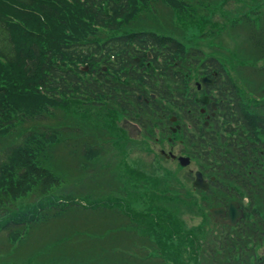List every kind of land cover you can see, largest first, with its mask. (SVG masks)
Instances as JSON below:
<instances>
[{"label": "trees", "instance_id": "1", "mask_svg": "<svg viewBox=\"0 0 264 264\" xmlns=\"http://www.w3.org/2000/svg\"><path fill=\"white\" fill-rule=\"evenodd\" d=\"M234 35L239 43L229 47ZM201 76L215 80L205 89L219 113L210 127L193 115L194 135L185 124L181 132L210 189H154L162 207L121 214L131 226L144 220L156 242L143 230L127 239L154 248L162 264H186V252L195 264H264V0H0V264H32L22 255L40 214H67L85 197L68 187L86 186L101 152L90 139L101 135L94 114L141 128L142 112L181 123L195 98L190 84ZM235 201L245 206L239 225L214 224L210 210ZM92 202L96 210L108 201ZM181 203L212 224L211 238L199 239L202 227L182 229ZM86 236L79 230L75 238ZM131 257L125 264L136 262Z\"/></svg>", "mask_w": 264, "mask_h": 264}, {"label": "rangeland", "instance_id": "2", "mask_svg": "<svg viewBox=\"0 0 264 264\" xmlns=\"http://www.w3.org/2000/svg\"><path fill=\"white\" fill-rule=\"evenodd\" d=\"M228 8L229 10L232 9V11H235L236 4L233 3L228 6ZM223 19L224 18L221 16L217 17V20L220 22H222ZM231 39L232 41L227 39L230 42L229 47H234L235 44L239 43V35H234ZM258 68H261V66H258ZM258 68H252L251 70L256 72ZM202 77L203 76L197 77L190 84L192 88L189 87V91L192 95L194 94L193 96L195 98L199 97L195 91L197 82H199ZM187 112L188 116L186 118L191 120L190 117L194 115V112H190L189 109ZM152 114V111L149 113L142 112L143 131H140V128L135 125V122L123 116H121L118 122L113 124L109 119L107 123L102 121L101 119H103V116L101 112L93 115L92 121H94V128H99L98 131L101 135L96 139L93 137L90 139L101 152L97 160L90 164L92 171L88 172L89 181L85 184L86 186L80 187L81 184H73L74 186L68 188L73 191L74 188L78 189L79 192L81 191L85 194V197H87H79V200H77L79 205L76 208H79V210L76 209L75 213L77 223L80 227L85 228L86 224L91 225L95 220L97 223H100V226L106 216L109 217V213H116L115 215L112 214L113 216L111 217L113 219L111 218V223L107 224L108 228H106V231L109 234L120 233L119 235L122 237L116 239H113L111 236L107 237L86 258L85 255H83L82 259L78 257V262L75 264H125V261L130 258V256H134V258L137 259L136 257H138L137 255L139 254L141 258L142 255L145 259L149 258L150 260H148V262L150 263L156 264V262H158V264H162L160 260H155V258L160 256L153 248L146 246L143 251H141L142 244L138 242L134 245L132 244V246H127L128 241L134 240H132L133 237L127 239L129 234L135 235L137 237L136 239L139 240V238L142 237V230L149 235L150 233H154L152 228L145 230L142 226L144 220L140 221L137 218V223L133 222L137 224L138 227L131 226L130 222L128 225H122L120 227V224H118L120 221L119 219L114 222V220H116V215L120 218L122 217L121 220H123L124 216H122V214L132 217V215L135 216L136 213L144 214L148 212L150 207H162L163 205L161 206V202H164L165 199L154 196L151 193L155 191L154 189H159V191L164 192L166 190H172L176 195L183 194L181 193V189H183L182 192L185 191V193L193 189L195 176L189 173V169L193 171L198 170V164L194 162L190 168H183L180 166L178 160H173L169 157L171 155L170 153L179 157L180 155L186 154V152H195L192 148L193 146H190L192 145L191 140L183 135V133H172L173 130L171 127L173 125H170L166 118L157 119L155 122H152V117L155 116ZM135 115L136 114H132V116ZM147 120L150 121L149 125ZM162 151L167 153L166 156L168 158L162 154ZM70 163H73V161L71 160ZM96 186L100 187L98 188ZM111 188L117 190L113 193L110 190ZM99 194L103 195L99 196ZM113 198L123 199L122 201H125L128 206L115 202ZM92 199L95 201L104 200L110 203L107 202L100 205L101 207L95 211L86 205L92 204ZM28 201L29 203L32 202L31 200ZM246 203H249V200H247ZM183 204L184 203H181V210L175 215L180 218L182 229L188 231L189 229L202 227V229L199 230V239L207 238L208 236L211 238V231L213 229L212 224L205 223L204 218L198 212L196 213L190 210L188 206L183 207ZM63 213L64 212H58L55 217L53 214L50 215V213L44 215L40 214L38 217L39 222L43 221V219H50L46 226V236L43 238V242L40 240L42 245H39V242L36 244V240H30L29 244L24 247L25 252H27L22 256H35L33 263L41 264L40 259L46 257L45 254L43 256L41 248L45 245L51 246L55 244V242H52L51 233L53 237L56 234L59 235V232L62 233L64 229L63 226H66L69 221H71L70 218H72V216L75 217L74 214H67L64 218L59 217L61 219L59 221L56 216L62 215ZM146 221L150 223L149 220ZM72 222L75 224L76 218H73ZM214 229L216 232H219L218 227ZM156 231H158V229H156ZM85 232L86 231H80L81 234ZM150 236V242L154 244L156 242V236L155 234L154 236ZM54 238L56 240L58 239L57 237ZM59 240L60 238L57 241ZM32 244H34V246H32ZM130 247L134 249V252L128 251ZM259 254L264 256V249H262ZM39 257L41 258L39 259ZM183 257L186 264H195V262L189 258L188 252H186V255ZM44 261L45 259L43 262ZM18 262H20V260H18ZM136 264H142V259H140V262H136Z\"/></svg>", "mask_w": 264, "mask_h": 264}, {"label": "crops", "instance_id": "3", "mask_svg": "<svg viewBox=\"0 0 264 264\" xmlns=\"http://www.w3.org/2000/svg\"><path fill=\"white\" fill-rule=\"evenodd\" d=\"M79 208H73L71 209L67 214L69 215H73L75 217L72 216L71 221H69V223L66 226H63L64 229L62 230V233L59 232V235H55L54 237H57L58 239L60 238L59 241H57L51 233V237H52V242H55V244L51 245V246H43L42 252H43V256L44 254L46 255V257H43L45 259V263L50 261L51 259L55 258V259H61L63 257H65L66 263L67 264H75L77 262V258L78 256L80 257V259L83 258V255H85V258L94 250L96 249L107 237L105 236V233L107 232L106 228H107V224L111 223V216H113V213H109V217L106 216V218L103 220V222L101 223L102 225L99 226L100 223H97L96 220L95 222H92L91 225L86 224L85 228H82L78 225L77 223V217H76V213L75 210ZM97 211V210H95ZM106 213V212H104ZM67 214H62V215H57L56 218L60 221L61 219L59 217L64 218L65 215ZM117 219H121L118 215H116ZM73 218H76V223L74 224ZM100 219V218H99ZM113 219V218H112ZM50 219H43V221L39 222L37 220V224H36V228L32 229L31 231V235L29 237L26 238V243L29 244V241L31 240H36V244H38L37 242H39V245H42L43 242V238L46 236L45 232H46V226L47 223ZM95 228V230H94ZM80 231H86L85 233H89L90 236H86V237H82L80 239H76L75 236L78 235ZM52 232V230H51ZM72 233V234H71ZM77 233V234H76ZM71 234V235H70ZM40 237V238H38ZM72 237V238H71ZM42 242H41V241ZM32 246H34V244H32ZM46 250H49V257L46 254ZM54 252V254H53ZM35 258V256H33ZM33 258V259H34ZM41 258V257H39ZM43 258H41V262H43ZM69 259H71V261H68ZM34 261V260H33ZM70 262V263H69ZM65 263V262H64ZM32 264H34L32 262Z\"/></svg>", "mask_w": 264, "mask_h": 264}, {"label": "water", "instance_id": "4", "mask_svg": "<svg viewBox=\"0 0 264 264\" xmlns=\"http://www.w3.org/2000/svg\"><path fill=\"white\" fill-rule=\"evenodd\" d=\"M204 84H210L212 81L209 79H204L203 80ZM140 100H142V96H140ZM176 119H173V122H175ZM180 164L182 167H188L191 163L190 158H184L181 157L179 159ZM195 188H201L204 191H207L209 189V184L205 181L202 173L197 172L196 174V180L194 182ZM240 205L238 203H232L227 210L224 208H219V209H213L212 215L215 217V222L216 223H221V224H228L230 226H236L238 221H240L243 216L244 212L242 210H239ZM227 217V220L224 218Z\"/></svg>", "mask_w": 264, "mask_h": 264}, {"label": "flooded vegetation", "instance_id": "5", "mask_svg": "<svg viewBox=\"0 0 264 264\" xmlns=\"http://www.w3.org/2000/svg\"><path fill=\"white\" fill-rule=\"evenodd\" d=\"M142 72H145V70L142 68ZM195 109H193V108H191V109H189V111L190 112H193ZM207 115V114H206ZM205 115V116H206ZM140 131H142V128L140 127ZM171 159H173V160H177V159H174L173 157H171Z\"/></svg>", "mask_w": 264, "mask_h": 264}]
</instances>
